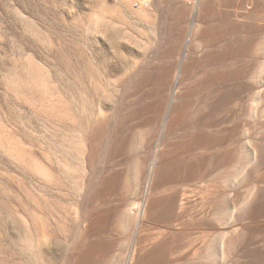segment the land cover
Instances as JSON below:
<instances>
[{
	"label": "rangeland",
	"instance_id": "374dc122",
	"mask_svg": "<svg viewBox=\"0 0 264 264\" xmlns=\"http://www.w3.org/2000/svg\"><path fill=\"white\" fill-rule=\"evenodd\" d=\"M135 1L0 0V264H264V0Z\"/></svg>",
	"mask_w": 264,
	"mask_h": 264
},
{
	"label": "bare ground",
	"instance_id": "6f19581e",
	"mask_svg": "<svg viewBox=\"0 0 264 264\" xmlns=\"http://www.w3.org/2000/svg\"><path fill=\"white\" fill-rule=\"evenodd\" d=\"M154 160H155V159H154ZM142 204H143V203H142ZM135 206H136V205H135ZM137 208H138L137 210H139V213H140L141 215H143V216H142V218H143V217H144V214H145V209H146V208H144L143 205H140V204H138ZM139 223H141V222H138V225H139Z\"/></svg>",
	"mask_w": 264,
	"mask_h": 264
},
{
	"label": "built area",
	"instance_id": "2783aa9c",
	"mask_svg": "<svg viewBox=\"0 0 264 264\" xmlns=\"http://www.w3.org/2000/svg\"><path fill=\"white\" fill-rule=\"evenodd\" d=\"M141 1H142V0H136V1L134 2V5H135L136 7H139V6H140V3H141Z\"/></svg>",
	"mask_w": 264,
	"mask_h": 264
}]
</instances>
